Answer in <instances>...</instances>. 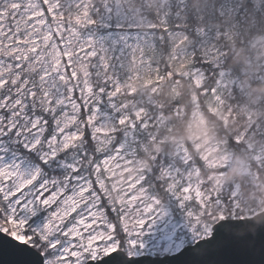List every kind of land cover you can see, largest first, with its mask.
<instances>
[{"label":"rangeland","instance_id":"obj_1","mask_svg":"<svg viewBox=\"0 0 264 264\" xmlns=\"http://www.w3.org/2000/svg\"><path fill=\"white\" fill-rule=\"evenodd\" d=\"M129 1L101 0L102 9L96 11L95 5L90 0L89 17L93 22L78 26L77 31L81 40H90L92 42L98 54L90 60L74 58L73 61H70L73 63L72 83H68V78L63 73L62 67L59 74L54 76L58 86L63 90L62 94L57 93L56 95H60L63 103L69 105L67 111L72 112V115L68 117V121L80 133L83 121L79 118L78 106L76 108L72 107V105L76 104V100L70 99V89L79 85L77 99L86 98L89 103L95 106L97 120L95 125H90L89 128L107 129L103 136L97 135L95 131L91 132L92 137L99 145H103L109 140L111 132L119 124H132L134 117H143L147 112L146 106L141 103L135 104L131 102L130 110L134 117L129 115L127 110L122 111L125 102L120 101L118 96L124 92L132 94L147 88L151 90L154 79L160 76V70L156 64L160 56L165 53L162 47L156 43L157 39L161 40L163 37L161 33H156L155 21L145 12H142L141 9L131 7ZM148 1L157 3V6L162 10L158 23L160 24L159 26L166 29L165 39L168 42V52L165 53V56H167L169 63L176 67H181L186 62L190 63L191 46L193 45L199 49L200 54L205 58L214 59L216 57L220 49L215 40L217 33L199 29L197 31L198 41L193 44L194 41L182 30L173 29L167 25L166 18L162 13L169 10L167 0ZM67 2L75 4L79 0H60L61 8ZM154 6L156 7V5ZM225 32L228 34L229 30H225ZM42 35L51 37L52 34L51 32H45ZM226 37L229 38L230 36L226 35ZM36 39V37H33V43H28V47L23 50L25 61H27L29 54L35 53L36 57L29 61L22 70L27 75L24 77V81L21 82L20 87H23L25 82L34 84L38 89L36 100L47 103V101L43 100V95H46V93L42 95L39 91L40 80L45 75L55 73L61 63V55L67 57L71 55V52L64 51L61 53L55 42L48 46L47 39H43L40 44L36 45L34 44ZM27 41L28 35H25L24 42ZM37 47L41 48L40 53L36 52ZM252 47L253 55L257 58V64H260L264 74V35L257 36L252 42ZM2 51L3 49H0V52ZM15 51L16 49L9 48L4 54L11 55ZM101 55L107 59V67L102 66L100 62ZM15 59L20 60L21 57L16 56ZM37 60L43 61V67L47 68V73L39 70L42 64L37 63ZM8 67L10 65L5 67L3 71H7ZM16 67L19 68V64ZM190 72L195 84H200L203 79L202 70L191 66ZM77 74H79L78 80ZM18 75H13V83H15ZM3 83L4 81H0V86ZM223 88L224 83L218 82L205 96L207 108L220 118H223L221 112V93ZM100 89H104V92L101 93ZM110 89L113 90L111 97L107 95ZM15 90L18 91L19 89ZM97 97H99V100H97ZM37 106L39 107V105ZM53 107H56V105L53 104ZM63 111V108H61V114H63ZM190 117L187 139L197 152L198 157L212 170L207 177L209 181L205 182V179H202L198 168L194 164L188 165L185 163L189 159L185 143L181 138H173V154L179 160L181 159L182 164L169 163L162 168V173L166 179V188L169 189L168 194L172 200L176 201L177 210L173 213L169 205L160 203L159 199L151 194L144 184L140 188H136L135 195L143 198L145 203H151L152 199L158 200L159 211L146 219L145 224L135 234V249L129 248L127 244L121 248L127 254L163 255L172 253L189 243V239L195 238L194 240H196L207 235L211 224L221 219L222 216L226 218L227 212L231 213L230 217H242L264 208V189L235 198L239 188L237 183L233 184L229 192L233 199L224 203L221 201L220 192L223 172L219 171L218 168L229 161L230 152L224 147L222 140L209 131L205 119L197 106L194 107ZM120 121L124 122L120 123ZM141 124H146V121L143 120ZM72 134L75 136V133ZM78 139L79 137H75L73 144L77 143ZM252 142L249 141L248 144L251 145ZM18 144L23 147L22 143L14 135H7L0 140V164L17 163L23 171H29L39 166L36 162L25 158L20 150L17 149ZM117 146L123 149L122 152H116ZM111 154V167L107 164L104 165L103 178L99 181L100 188L110 203L120 205L125 200V190L135 187L143 179V164L137 156L135 139L131 134L123 137L114 147ZM263 154L264 144L262 143L255 148V158L262 157ZM117 156H119V159H116ZM238 171L249 173L250 169L247 163L240 162ZM130 211L135 210L130 209ZM102 212L103 210L100 209L99 214L102 215ZM237 213H241V215L235 216ZM21 218L14 211H5L1 208L0 228L7 229L8 234L16 239L25 241L27 237L22 233L23 225L20 227L16 226ZM29 226L31 227V225ZM108 227L110 229L111 225H108ZM56 231L55 227L51 226L50 229L42 230L40 233H30L32 236H38L37 242L42 243L40 248L34 245L35 248L41 253H47L45 264H80L79 260L64 259L65 255H77L76 252L69 251L72 247L71 236L77 237L75 242L77 245H86L84 251L92 249L94 255L97 253L103 255L106 251L115 247V244L107 247L103 244L94 245L95 240L110 236V231H105L102 228L98 229L93 236L83 238L80 237L77 231H72L70 236L67 237V242L62 246L60 245V241L64 239L62 235L55 236V239H49Z\"/></svg>","mask_w":264,"mask_h":264},{"label":"snow or ice","instance_id":"obj_2","mask_svg":"<svg viewBox=\"0 0 264 264\" xmlns=\"http://www.w3.org/2000/svg\"><path fill=\"white\" fill-rule=\"evenodd\" d=\"M89 7L90 0H79L75 4L67 2L63 8L60 0H0V49H3L0 52V81H4L0 86V140L7 135H14L26 150L35 151L40 159V165L29 171L21 170L17 163L0 164V208L14 211L22 217L16 226L23 225L22 233L27 239L15 242L27 253H34V258L25 264H45L47 253L35 249L32 241L38 239V236L30 233H40L51 226L57 231L49 239L62 235L64 239L60 241L61 246L67 242L72 231H77L81 238L93 236L101 228L110 231L108 238L94 241L96 246L103 244L107 247L115 244V247L103 255H94L92 249L84 251L86 245H77V237L71 236L72 247L69 251L76 252L77 255H65V260H79L80 264H125L124 253L120 249L126 244L135 249V234L145 224L146 219L159 211L158 200L152 199L151 203H145L143 198L135 195L136 188H140L148 180V175L135 187L125 190V200L120 205H113L108 201L101 191L99 181L103 178L104 165L111 167L112 154L107 149H97L94 142L91 151L76 153V159L64 163L67 169L64 175L47 177L44 174L45 166L58 160L61 153L72 149L75 137L84 139L86 132L91 134L93 131L103 136L107 131L106 128H89L96 123V108L86 98L77 99L79 85L70 89V99L76 100L72 107L78 106L83 118V136L68 121V117L72 115V112L67 111L69 105L63 103L60 95H56L63 92L54 79L61 67L68 83H72L73 63L70 61L74 58L90 60L98 54L92 42L81 40L77 31L78 26L93 22L89 17ZM45 32H51V37L42 35ZM25 35H28L27 42H24ZM33 37L37 38L34 41L36 45L47 39L48 46L55 42L61 53L71 52L67 57L61 55V63L55 73L45 75L40 80L39 91L42 95L46 93L43 100L47 103L36 100L38 89L34 84L25 82L20 87L27 75L22 70L36 57L33 53L28 55L27 61L24 60L23 50L28 47V43H33ZM9 48L16 51L5 55ZM36 52L40 53L41 48L37 47ZM16 56L21 59L16 60ZM100 62L107 67L108 61L102 55ZM37 63L42 64L39 70L47 73L43 61L37 60ZM17 64L19 68L16 67ZM9 65L8 70L3 71ZM14 74H19L15 83L12 79ZM17 88L18 91L15 90ZM100 92L103 93L104 89H100ZM107 95L111 97L113 90L110 89ZM61 108L64 110L63 114ZM122 150L120 146L116 147L117 153ZM164 191L168 192L169 189L165 188ZM100 209L103 210L102 215L99 214ZM224 219L226 218L222 216L221 221ZM108 225H111L110 229ZM7 233V229L0 228V236ZM215 237L216 232L213 231L202 241L196 240L190 246L209 245ZM9 238L14 239L11 236ZM261 243L264 245V236H261ZM228 246L229 242L226 241L224 247ZM0 264H4L2 259ZM217 264L237 262L222 260Z\"/></svg>","mask_w":264,"mask_h":264},{"label":"trees","instance_id":"obj_3","mask_svg":"<svg viewBox=\"0 0 264 264\" xmlns=\"http://www.w3.org/2000/svg\"><path fill=\"white\" fill-rule=\"evenodd\" d=\"M129 3L131 7L141 9L158 24H154L156 33H161L163 38L157 39L156 43L167 53L166 29L158 23L162 11L158 4L148 0H130ZM92 4L96 11L102 9L101 0H92ZM167 4L168 12H162L167 25L182 30L194 41L193 44L198 41L199 29L217 33L215 40L220 49L216 57L205 58L193 45L190 63L176 67L168 62L163 53L156 64L160 76L154 79L151 90L147 88L132 94L124 92L118 96L120 101L125 102L122 111L127 110L131 116V102L146 106L147 112L143 117L133 116L132 124H119L103 145H99L90 132H86L84 139L79 138L70 151L61 153L58 160L43 168L45 176L64 175L67 171L64 163L76 159V153L91 151L93 142L97 149L103 148L112 152L123 137L131 134L135 139L137 156L143 164V176H149L144 185L160 203L169 205L175 213L176 201L164 191L167 183L162 173V168L169 163L182 164L181 159L173 154L172 139L181 138L185 143L189 154L185 163L194 164L205 182L209 181L207 177L212 171L198 157L187 139L190 116L197 106L209 131L221 139L230 152L229 161L218 168L223 172L221 201L224 203L233 199L229 192L235 183L239 187L235 198L264 189V154L255 158V148L264 144V74L260 64H257L252 47L253 40L264 35V0H167ZM225 30H229V33L226 34ZM226 35L230 37L227 38ZM191 66L203 72V79L198 85L193 81ZM218 82L224 83L221 93L223 118L211 112L205 104L206 93ZM78 114L83 121L79 111ZM143 120L146 121L144 125L141 124ZM80 134L84 135L83 124ZM249 141H253L251 145L248 144ZM17 149L25 158L40 165L38 154L19 144ZM240 162L247 163L249 173L238 171ZM239 215L241 213L235 216ZM230 216L231 213L227 212L226 217ZM194 239H189L188 242ZM33 244L37 248L42 245L37 240Z\"/></svg>","mask_w":264,"mask_h":264},{"label":"water","instance_id":"obj_4","mask_svg":"<svg viewBox=\"0 0 264 264\" xmlns=\"http://www.w3.org/2000/svg\"><path fill=\"white\" fill-rule=\"evenodd\" d=\"M213 231L216 237L209 245L190 246L196 240L202 241ZM10 236L8 233L0 236V259L4 264H25L34 258V253H27L15 242L18 239H10ZM206 236L163 255H132L122 249L120 251L124 253L125 264H217L222 260L237 264H264V245L261 243V236H264V208L243 217L226 218L223 221L218 219L211 224ZM226 241L229 242L227 248L224 247Z\"/></svg>","mask_w":264,"mask_h":264}]
</instances>
